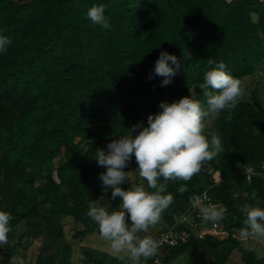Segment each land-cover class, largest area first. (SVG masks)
Instances as JSON below:
<instances>
[{"label":"trees","instance_id":"trees-1","mask_svg":"<svg viewBox=\"0 0 264 264\" xmlns=\"http://www.w3.org/2000/svg\"><path fill=\"white\" fill-rule=\"evenodd\" d=\"M99 3L110 28L86 17ZM0 32L11 38L0 53V210L12 216L0 264H14L20 241L11 239L20 227V240L41 238L33 264H73L64 220L76 226V240L99 234L87 215L89 201L100 205L105 194L96 150L137 122L146 126L161 101L190 95L216 62L241 81L264 72V0H0ZM163 50L182 62L165 86L162 77L148 78ZM213 128L221 140L217 155L190 180L167 181L173 201L161 215L162 232L207 191L227 208L225 235L165 246L161 264H182V257L186 264H228L234 253L242 264H264L236 236L246 227L245 205L264 207V106L257 91L220 111ZM136 168L133 157L122 188ZM109 259L91 262L124 264ZM142 261L155 264L151 256Z\"/></svg>","mask_w":264,"mask_h":264},{"label":"clouds","instance_id":"clouds-1","mask_svg":"<svg viewBox=\"0 0 264 264\" xmlns=\"http://www.w3.org/2000/svg\"><path fill=\"white\" fill-rule=\"evenodd\" d=\"M86 17L93 25L110 28L105 15V4H93L88 8ZM11 38L0 32V53L6 51ZM213 64L212 60L208 61ZM182 62L175 54L163 50L154 63L153 76L162 77L161 86L169 84ZM203 91L207 107L194 95L183 96L172 102L161 101L160 111L147 116V125L143 121L128 128V133L118 136L107 143L106 149L99 148L94 159L105 171L99 173L103 191L111 189L110 199L120 198L115 210L108 211L104 206L90 200L87 215L96 222L100 237L109 242L114 254L128 253L133 261L154 255L159 242L147 233L155 225L163 211L173 201V194L165 192L167 181L190 180L200 172L204 162L211 160L221 150V140L212 135L210 141L203 134L205 119L210 114L230 110L236 106L244 93L242 81L227 71L223 62L204 73L203 82L198 83ZM135 158L139 176L146 180L148 191L143 184L130 185L127 189L121 184L128 180L127 164ZM163 177V182L159 178ZM183 194L186 185L178 187ZM256 200V193L251 194ZM259 203V202H258ZM204 221L218 223L224 219L227 208L216 204L204 205L193 201ZM244 223L246 227L241 235L264 237V207L245 205ZM11 213L0 210V247L8 241Z\"/></svg>","mask_w":264,"mask_h":264},{"label":"rangeland","instance_id":"rangeland-1","mask_svg":"<svg viewBox=\"0 0 264 264\" xmlns=\"http://www.w3.org/2000/svg\"><path fill=\"white\" fill-rule=\"evenodd\" d=\"M242 85L244 88V93L242 96L244 98L249 99L251 97V93L256 90L262 102V105L264 106V72H260L254 77L245 78L242 81ZM191 94L200 99L205 108L207 107L205 103L206 98L203 94V91L200 90L198 86H195L191 89L190 95ZM218 114L219 112L210 114L205 119V128L203 130V134L209 141L212 135H216L219 137V135L213 128V122ZM134 184H143L146 187V190L149 191L145 180L139 176L138 169H135L131 172L130 185ZM110 196L111 189L109 188L108 192H105L100 201V206H104L108 211L115 210L118 207L120 201L119 197L110 199ZM64 224L66 232L65 241L71 243L74 248L72 255L73 264H93L91 262L92 259L105 260L106 262L111 263L109 257H114L122 260L124 264H141L142 258L137 261H133L130 259L128 253L126 252L114 254L109 246V242L104 240L97 233L88 235L84 240L81 241L74 239L73 235L76 226L71 219H65ZM166 227V223L162 219H160L155 225L149 227L147 233L141 232L139 233V235H150L154 239H157V237ZM242 230L243 229L236 230V236L241 240L246 248L255 251L259 258H264V237H260L255 234L244 237L241 235ZM24 232L25 227L18 228L14 232V235L11 239L12 244L20 241V252L14 258V264H33L37 255L39 254L41 238H34L31 235H27L20 240V237L24 234ZM218 235L225 234L219 233ZM179 262L182 264L187 263L184 257L180 258ZM112 264L116 263L112 262ZM228 264H242L240 255L238 253H234Z\"/></svg>","mask_w":264,"mask_h":264},{"label":"built area","instance_id":"built-area-1","mask_svg":"<svg viewBox=\"0 0 264 264\" xmlns=\"http://www.w3.org/2000/svg\"><path fill=\"white\" fill-rule=\"evenodd\" d=\"M248 180H251V175L253 174V170L249 169L247 171ZM195 200H199L202 204H216L214 203L211 198L208 196L207 191L203 192L200 195L195 196ZM222 206V205H220ZM183 224L184 228L179 229V225ZM219 233H224L223 229L221 228L220 222L213 223L211 221H204L201 217V213L197 207H193L192 210L183 214L181 217L178 218L176 224L166 231L162 232L159 237L156 239L158 244L157 252L152 255L151 257L154 258L155 264H161V252L163 247L165 246H176L181 242H185L191 236H195L198 238H204V236L211 234V235H218ZM141 264H145L144 261H141Z\"/></svg>","mask_w":264,"mask_h":264}]
</instances>
